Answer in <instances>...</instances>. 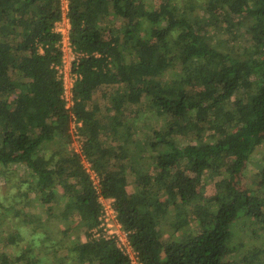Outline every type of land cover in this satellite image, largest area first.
<instances>
[{
    "label": "trees",
    "instance_id": "16d2710c",
    "mask_svg": "<svg viewBox=\"0 0 264 264\" xmlns=\"http://www.w3.org/2000/svg\"><path fill=\"white\" fill-rule=\"evenodd\" d=\"M62 13V0H0V165H24L40 205L61 200L63 219L78 217L60 244L73 264H133L114 240L91 235L100 196L112 199L139 264H263V251L239 255L232 238L240 218L264 230V166L252 187L239 178L264 146V0H160L155 9L148 0H67L69 38L82 54L68 108L54 68ZM143 98L160 124L135 146L136 164L150 169L128 191L98 115L103 101L122 115ZM73 119L79 151L67 146ZM209 183L215 192L204 196ZM14 215L34 222L33 212ZM186 215L197 231L163 244L156 227ZM28 252H0V264H42Z\"/></svg>",
    "mask_w": 264,
    "mask_h": 264
},
{
    "label": "rangeland",
    "instance_id": "374dc122",
    "mask_svg": "<svg viewBox=\"0 0 264 264\" xmlns=\"http://www.w3.org/2000/svg\"><path fill=\"white\" fill-rule=\"evenodd\" d=\"M148 1L151 8L155 9L160 0ZM213 37H217L216 40L219 45L225 44V36ZM93 97L96 101L100 99V91H97ZM103 102L98 117L108 134L107 144L115 154L116 163L126 168L127 189L133 191L137 175L144 169H150L146 164L143 165V168L136 164L135 146L144 140V133L149 132L156 123L160 124V119L146 106L144 98L140 104L129 106L122 115H116L115 111L108 107L107 101L104 104ZM80 144V139L72 133L71 142L67 145L68 148L78 151ZM53 149L56 150L57 147ZM263 166L264 146L261 145L251 154L249 162L240 173L241 186L243 188L254 186L257 172ZM221 174L226 177L229 173L226 168H222ZM29 179L28 170L20 163L7 166L0 165V252L15 255L21 251V248H25L29 251L27 256L31 260L36 256L42 261V264H52L53 259L61 261L62 264H73L70 257L67 256V250H64L60 244L67 239L64 230L73 226L78 217L74 216L64 220L61 214V200L44 206L40 205L37 196L30 189ZM214 192L213 183L207 184L202 191L204 196H211ZM16 209H22L23 212H33L35 215L34 222L32 224L21 222L22 217L14 215ZM185 217L186 219L179 217L182 221H186L180 225L171 226L172 217H168V224H159L156 227L157 235L163 244L173 239H179L189 232L195 233L197 231V221L189 215ZM252 229H256V224L240 218L233 226L232 242L236 246L242 244L243 249L240 248L239 255H246L248 252L253 253L259 249L263 251L262 257H264V230ZM18 232L22 239H18L14 244L5 245L2 239L7 233ZM70 235L74 238L75 233ZM80 237L85 240L83 234ZM34 252L37 255H34Z\"/></svg>",
    "mask_w": 264,
    "mask_h": 264
},
{
    "label": "built area",
    "instance_id": "2783aa9c",
    "mask_svg": "<svg viewBox=\"0 0 264 264\" xmlns=\"http://www.w3.org/2000/svg\"><path fill=\"white\" fill-rule=\"evenodd\" d=\"M62 18L55 23L54 30L61 36L59 42V48L61 50L60 63L55 65L57 78L61 81L62 87V98L65 101V107L68 108L73 104L72 89L76 79L80 78V75L73 71V63L75 64L81 53H78L72 45L69 38V21L66 17L67 0H62ZM76 125H80V122L72 120L71 134L78 138V132ZM73 129V130H72ZM81 145V144H80ZM79 145V147H80ZM79 151V150H78ZM84 165L87 171L91 174L93 184L97 187L96 174L90 169V164L84 160ZM99 202L102 207L98 216L99 223L97 227L91 229V235L94 238L102 236L105 239L114 240L116 246L129 256L133 264H139L136 256L130 246L128 239V232L124 230L117 219V214L113 206L111 198L99 197Z\"/></svg>",
    "mask_w": 264,
    "mask_h": 264
}]
</instances>
